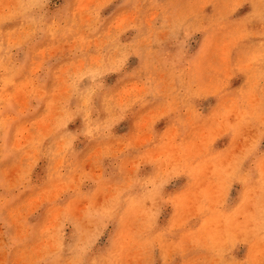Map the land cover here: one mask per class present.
I'll list each match as a JSON object with an SVG mask.
<instances>
[{
    "label": "rangeland",
    "instance_id": "obj_1",
    "mask_svg": "<svg viewBox=\"0 0 264 264\" xmlns=\"http://www.w3.org/2000/svg\"><path fill=\"white\" fill-rule=\"evenodd\" d=\"M64 1L0 0V264H69L83 252L70 237L97 239L67 233L61 194L122 196L109 204L120 232L97 246L132 257L133 180L148 165L162 185L201 168L214 210L215 177L252 152L247 193L264 216V0H71L61 13ZM212 217L190 220V237L229 225ZM252 222L264 231V217Z\"/></svg>",
    "mask_w": 264,
    "mask_h": 264
},
{
    "label": "crops",
    "instance_id": "obj_2",
    "mask_svg": "<svg viewBox=\"0 0 264 264\" xmlns=\"http://www.w3.org/2000/svg\"><path fill=\"white\" fill-rule=\"evenodd\" d=\"M70 1H64L61 13L67 12ZM245 153V159L229 174L221 173L215 177V187H221L218 195L220 205L215 206L214 210L206 205L210 202L207 190L211 191L213 181L201 176V168L194 169L198 174L192 178L188 172L194 171L193 168L173 170L172 177L163 185L157 179L156 165L140 168L138 177L133 180V242L129 249L132 257L126 259L109 260L103 257L110 245L108 240L97 246L99 236L120 232V226L114 225L111 228L109 225V204L114 201L121 203L122 196L106 192L82 196L83 200L73 195L57 196L55 204L58 206H54V210L60 218H70L71 223L67 229L70 236H98L95 241H86L84 247L81 243H74L70 237V249L83 252L71 255L73 258L69 264H264V231L254 233L252 225L254 213L258 218L264 216L261 211H254V198L247 193L253 180V162L252 152ZM190 182L191 191L188 189ZM257 202L261 203L262 200L259 198ZM211 217L214 220L229 219V225L225 226V222L221 221L211 229L206 228L200 232L196 241L190 237V220L201 228L204 221ZM146 220L156 225L155 233L149 232L151 238H155L153 241L156 248L150 242L149 250L153 248V251H150L148 258L141 255L145 252L141 246V236L146 232ZM160 234L165 236L164 240L157 238ZM96 253H100L101 257L94 258Z\"/></svg>",
    "mask_w": 264,
    "mask_h": 264
},
{
    "label": "bare ground",
    "instance_id": "obj_3",
    "mask_svg": "<svg viewBox=\"0 0 264 264\" xmlns=\"http://www.w3.org/2000/svg\"><path fill=\"white\" fill-rule=\"evenodd\" d=\"M5 0H3V2H4ZM6 1H8V0H6ZM14 2V1H13ZM12 2V3H13ZM7 3V2H6ZM8 5V4H7ZM10 6V5H9ZM80 12H81V10H80ZM10 13V12H9ZM82 14V13H81ZM80 14V15H81ZM133 19V18H132ZM118 23V22H117ZM119 26V25H118ZM82 34V33H81ZM96 39V38H95ZM81 42V41H80ZM59 47V46H58ZM43 54V53H42ZM36 64V63H35ZM68 65V64H67ZM2 66V65H1ZM37 66V65H36ZM39 66V65H38ZM49 66V65H48ZM69 66V65H68ZM76 67V66H75ZM75 67H74V69H75ZM63 68V67H62ZM66 68V67H65ZM80 68V67H79ZM34 69V68H33ZM65 70V69H64ZM57 75V74H56ZM66 78V77H65ZM7 81V80H6ZM59 81V80H58ZM64 81V80H63ZM63 81H62V83H63ZM5 82V81H4ZM22 84V83H21ZM23 85V84H22ZM59 85V84H58ZM25 86V85H24ZM66 87V86H65ZM29 88V87H28ZM67 88V87H66ZM19 89V88H18ZM21 89V88H20ZM133 89V88H132ZM24 90V89H23ZM29 90V89H28ZM66 90V89H65ZM17 91V90H16ZM40 91V90H39ZM60 91H62L61 89H60ZM140 91V90H139ZM23 93V92H20L19 90L17 91V93ZM29 93V92H28ZM5 94V93H4ZM14 94V93H13ZM99 94V93H98ZM18 95V94H17ZM7 96V95H6ZM20 96V95H19ZM25 96V95H24ZM53 96H56V95H53ZM15 97V96H14ZM57 97V96H56ZM16 99H18V98H16ZM23 99V98H22ZM21 100V99H20ZM120 100H122V99H120ZM57 101V100H56ZM21 102V101H20ZM24 103V102H23ZM8 105V104H7ZM57 106V104L55 105V107ZM6 108V107H5ZM23 109V108H22ZM53 109V108H52ZM54 110H56V109H54ZM58 110V109H57ZM56 112V111H55ZM60 112V111H59ZM87 112V111H86ZM159 112V111H158ZM48 113V112H47ZM45 117H47V116H45ZM147 117V116H146ZM38 119V118H37ZM43 121V120H42ZM37 123H38V121H37ZM39 124V123H38ZM52 129V128H51ZM51 131V130H50ZM49 131V132H50ZM42 132H43V130H42ZM60 142V141H59ZM14 143V142H13ZM16 143V142H15ZM17 144V143H16ZM99 149V148H98ZM101 149V148H100ZM119 149V148H118ZM97 152V151H96ZM157 154V153H156ZM86 164V163H85ZM19 165V164H18ZM15 167L17 166V165H14ZM20 167V166H19ZM93 168L91 167V170H92ZM97 169V168H96ZM10 173V172H9ZM17 174V173H16ZM11 177V176H10ZM16 177H17V175H16ZM12 178V177H11ZM56 185H58V184H56ZM12 186V185H11ZM116 193V192H115ZM36 196H38V195H36ZM107 196V195H106ZM35 196H33L32 198H34ZM31 198V197H30ZM31 198V199H32ZM108 198V197H107ZM97 200H99V199H97ZM30 202V201H29ZM81 205V204H80ZM84 205V204H83ZM82 206V205H81ZM78 207V206H77ZM86 208V207H85ZM77 211V210H76ZM82 213V212H81ZM80 213V214H81ZM143 214V213H142ZM54 215V214H53ZM50 218V217H49ZM55 220V219H54ZM59 221V220H58ZM86 221V220H85ZM53 222V221H52ZM84 222V221H83ZM139 223V222H138ZM51 223H49V225H50ZM48 225V224H47ZM48 228V227H47ZM60 241V240H59ZM40 247V246H39ZM38 247V248H39ZM58 247V246H57ZM45 248V247H44ZM22 253V252H21ZM19 257V256H18Z\"/></svg>",
    "mask_w": 264,
    "mask_h": 264
}]
</instances>
